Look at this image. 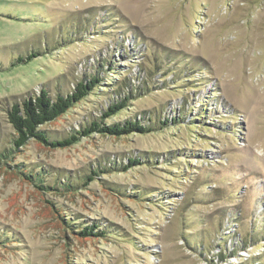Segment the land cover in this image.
I'll list each match as a JSON object with an SVG mask.
<instances>
[{"label": "rangeland", "instance_id": "374dc122", "mask_svg": "<svg viewBox=\"0 0 264 264\" xmlns=\"http://www.w3.org/2000/svg\"><path fill=\"white\" fill-rule=\"evenodd\" d=\"M145 72L149 94L107 124L150 118L152 135L14 153L48 196L0 166V264H264V0H0V153L10 105L92 74L140 89ZM112 94L43 129L66 138Z\"/></svg>", "mask_w": 264, "mask_h": 264}, {"label": "trees", "instance_id": "16d2710c", "mask_svg": "<svg viewBox=\"0 0 264 264\" xmlns=\"http://www.w3.org/2000/svg\"><path fill=\"white\" fill-rule=\"evenodd\" d=\"M128 49L129 48L125 50L126 53H128ZM32 59H34V55L30 54L25 60L19 58L17 61L19 63L23 61L30 62ZM104 64L105 68L108 69L106 74L108 72L113 74L112 72L116 67L115 64L112 66H109L107 62H104ZM140 68L141 67H139V69ZM161 69L162 68H160V70ZM136 78L138 79V77ZM106 79L108 80L107 77ZM107 80H104L102 77L99 78L96 74H92L89 77L80 78L75 83L72 91L65 96L59 95L55 97V99H51L48 96L47 91L42 89L38 95L25 98L21 102L10 105L5 111V114L7 123L10 125L13 133L9 142L10 146L8 149L0 153V166L6 168L10 167L9 169L18 175L22 181L30 184L44 196H48L49 193L59 191L57 188L44 185L43 182L45 181L46 176H48V173L45 171L38 173L37 170H31L29 165L24 166L22 163L10 164L12 163L11 160L14 153H24V149H27V147L32 144L49 149H69L76 145L81 138H88L93 134H97L101 137L116 139H128L132 136L138 135H152L154 129L153 127L150 128L148 126L150 118L147 119V122H144L142 119L133 118L122 123H113L111 125L107 124V120L112 119L120 114V112L127 110L131 107L132 102L137 101L144 95L143 93H139L140 90H145L144 92L149 94L150 90L148 91V88L151 79L147 72L144 74V80L142 81L141 86L142 88L140 89L137 86L133 88L129 82H127L125 86L124 84L119 85L117 83H113V81L102 84L107 82ZM130 86L132 87L131 89ZM109 89H111V92L113 93V99H111L104 108L98 110V114L95 116V119H91L87 124L85 123L84 125L82 124L77 126L76 129L71 130V133L66 138L50 140L43 127L63 118L79 103L86 101L90 97L104 95L107 90L109 91ZM198 115L201 114L196 115L197 117H200ZM193 121L197 122L198 120L194 118ZM171 123L172 122L169 123V121H164L162 125L165 128H161V131H166V128H169V125H173ZM184 123L185 122H181V124ZM186 126L189 125L186 124ZM191 129L193 130V128ZM195 134L197 133L195 132ZM139 165L140 163L138 159L130 157L127 160L126 166L114 172H126L129 168ZM99 174H101L100 170L93 172L94 176H99ZM91 180L92 178H88V181ZM49 204L53 206V204ZM56 213L59 215L60 220L64 224L63 230L66 232L77 233V236L80 238L102 237L105 234L103 230L98 232V228H95L92 225L82 226L79 230L77 228H75L77 230H74V227L76 226L73 222H64L65 219H63L64 216H62L63 212L56 211Z\"/></svg>", "mask_w": 264, "mask_h": 264}]
</instances>
